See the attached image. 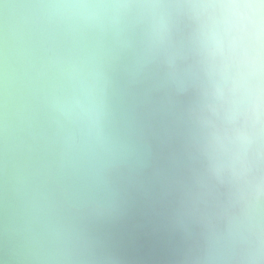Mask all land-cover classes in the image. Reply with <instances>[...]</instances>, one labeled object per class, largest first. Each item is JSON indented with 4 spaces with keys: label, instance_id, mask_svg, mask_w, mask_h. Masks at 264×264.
I'll use <instances>...</instances> for the list:
<instances>
[{
    "label": "clouds",
    "instance_id": "obj_1",
    "mask_svg": "<svg viewBox=\"0 0 264 264\" xmlns=\"http://www.w3.org/2000/svg\"><path fill=\"white\" fill-rule=\"evenodd\" d=\"M30 56L12 61L8 27L0 40V172L6 193L4 251L12 264H82L77 239L50 217L52 190L74 202L53 165L39 160L24 126L32 102L51 117L55 168L72 153L88 176L106 116L109 72L131 24L145 25L143 54L169 42L172 22L191 26L199 74L191 109L195 150L206 185L226 197L186 264H264V0H36ZM111 37L112 42H109ZM31 125H29L30 127ZM39 167L33 166V161Z\"/></svg>",
    "mask_w": 264,
    "mask_h": 264
},
{
    "label": "water",
    "instance_id": "obj_2",
    "mask_svg": "<svg viewBox=\"0 0 264 264\" xmlns=\"http://www.w3.org/2000/svg\"><path fill=\"white\" fill-rule=\"evenodd\" d=\"M34 2L0 0V40L8 27L10 66L30 56L34 10L23 6ZM190 35V24L176 19L168 44L145 56V25H130L109 72L102 143L88 176L72 153L63 171L55 168L56 137L45 110L32 102L21 114L38 138L39 160L53 165L60 186L77 202L73 210L65 207L41 171L36 185L52 190L50 217L78 240L87 257L82 264H186L203 243L209 220L222 223L216 214L226 197L206 185L194 147L190 112L200 78ZM33 166L39 167L35 158ZM5 222L0 172V264H12L4 251Z\"/></svg>",
    "mask_w": 264,
    "mask_h": 264
}]
</instances>
